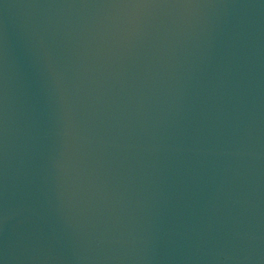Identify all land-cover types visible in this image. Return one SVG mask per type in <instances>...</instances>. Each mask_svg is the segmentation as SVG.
Masks as SVG:
<instances>
[{
  "label": "water",
  "instance_id": "obj_1",
  "mask_svg": "<svg viewBox=\"0 0 264 264\" xmlns=\"http://www.w3.org/2000/svg\"><path fill=\"white\" fill-rule=\"evenodd\" d=\"M0 264H264V0H0Z\"/></svg>",
  "mask_w": 264,
  "mask_h": 264
}]
</instances>
